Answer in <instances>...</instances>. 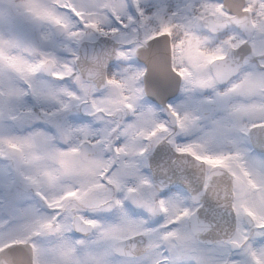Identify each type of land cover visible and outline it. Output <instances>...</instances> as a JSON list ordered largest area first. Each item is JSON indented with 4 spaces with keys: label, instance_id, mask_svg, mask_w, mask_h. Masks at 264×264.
I'll return each instance as SVG.
<instances>
[{
    "label": "snow or ice",
    "instance_id": "6c2138e0",
    "mask_svg": "<svg viewBox=\"0 0 264 264\" xmlns=\"http://www.w3.org/2000/svg\"><path fill=\"white\" fill-rule=\"evenodd\" d=\"M0 264H264V0H10Z\"/></svg>",
    "mask_w": 264,
    "mask_h": 264
},
{
    "label": "water",
    "instance_id": "95a60500",
    "mask_svg": "<svg viewBox=\"0 0 264 264\" xmlns=\"http://www.w3.org/2000/svg\"><path fill=\"white\" fill-rule=\"evenodd\" d=\"M178 85L179 84H177V83H173V87H172V89H171V91L169 93L161 94L158 97L162 98V99H165L166 97H169L171 95L173 96L178 90ZM158 97H154V98L156 99ZM157 149H161L162 155H161L160 159L155 160V164H160V163H163V162H169L170 163L171 162L172 153L166 148V146L158 145Z\"/></svg>",
    "mask_w": 264,
    "mask_h": 264
},
{
    "label": "rangeland",
    "instance_id": "374dc122",
    "mask_svg": "<svg viewBox=\"0 0 264 264\" xmlns=\"http://www.w3.org/2000/svg\"><path fill=\"white\" fill-rule=\"evenodd\" d=\"M170 3L172 4H176L178 2V0H169ZM10 3V0H0V11H3L7 6L8 4ZM184 94L181 92V90L179 91V95L173 99L170 103L171 104H178L180 101H182L184 99ZM83 114V115H80V114ZM72 116H79V117H84L86 116L87 114L84 113V112H77L76 110H73V112L71 113ZM80 121H83V120H76L75 123L77 122H80ZM182 142V141H181ZM107 218V217H105Z\"/></svg>",
    "mask_w": 264,
    "mask_h": 264
},
{
    "label": "flooded vegetation",
    "instance_id": "af4514ba",
    "mask_svg": "<svg viewBox=\"0 0 264 264\" xmlns=\"http://www.w3.org/2000/svg\"><path fill=\"white\" fill-rule=\"evenodd\" d=\"M165 93H167V91H166ZM159 101H162V99H160ZM148 102H149V103H152L154 106L157 105V103H155V102H151V101H149V100H148ZM170 102H171V98L166 99L165 104H166V105H167V104H171ZM157 106H158V105H157ZM157 106H156V107H157ZM158 108H160V107H158ZM79 114H80V113H79ZM80 115H83V114H80ZM162 117H163V115H162ZM162 117H161V118H162ZM82 122H85V121H80V122H77V123H82ZM154 150H155V149H154ZM154 150H153V151H154ZM154 163H155V161H154ZM171 190H172L173 192H175V191H177L178 189H177L176 187H172ZM166 194H167V193H166ZM132 208L134 209V206H132ZM136 214H139V213L136 212Z\"/></svg>",
    "mask_w": 264,
    "mask_h": 264
},
{
    "label": "clouds",
    "instance_id": "9594fccd",
    "mask_svg": "<svg viewBox=\"0 0 264 264\" xmlns=\"http://www.w3.org/2000/svg\"><path fill=\"white\" fill-rule=\"evenodd\" d=\"M176 83L178 84V78H177V82H176ZM171 85H172V84H171ZM171 85H170V86H171ZM170 86H169V87H170Z\"/></svg>",
    "mask_w": 264,
    "mask_h": 264
}]
</instances>
